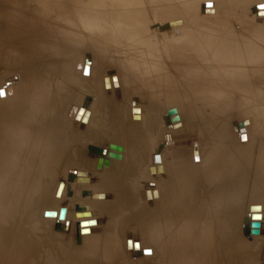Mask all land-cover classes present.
Here are the masks:
<instances>
[{
	"label": "bare ground",
	"instance_id": "bare-ground-1",
	"mask_svg": "<svg viewBox=\"0 0 264 264\" xmlns=\"http://www.w3.org/2000/svg\"><path fill=\"white\" fill-rule=\"evenodd\" d=\"M65 1H68V0H65ZM71 1L74 4H78L81 7V9H79V8L77 10L69 9L68 7L71 8V5L68 6V5H65L64 3H61L58 1H53V3H47V0H0V93H3V95H0V264H41L40 262H38L39 260H37V258H38L37 256H38V252L41 249H43V247H46L44 249H47V256H46L47 258H44L45 259L44 264H119L121 262L120 261L121 258L125 264H134V263H132L133 261L132 262L130 261L131 259H133V258H131L133 256V255H131L132 252L137 253V254L142 253V252H140V250H142L141 248L143 246H147L148 242H151V241H146V239H149V240H152L153 242H155L154 240L158 238L157 236H159V238L164 237L165 241H163L161 243L158 242V244L156 245V242L159 239L156 240L155 245L157 246V250H155V247H152V246H155V245H153V242H152V246H151L152 248L148 245V247H147L148 250H147V248L145 247L146 253L143 256H145L146 260H144V261L147 264H153V262L155 264H227L226 263V259L228 258L227 257V251L229 250V248L231 246L230 247L228 246L227 241H225V237H226V235L231 234V233H228L229 231L230 232L233 231L232 232L233 233L232 240H231L232 244H235V242H238V237H239V236L237 237L238 234H236V232L239 230V229H237V223H238L237 215L235 214V212H233V213L229 212L228 208L231 207L233 210H235L237 205L239 204L238 201H235L236 197L241 196L244 193L245 188H249V194H250L251 200H252V202L248 205L250 208V211L251 212H255V211L257 212L258 211V213H261L260 210H264V114L262 113V110H260L261 115H262L260 118H259V115L257 114L260 112H258V110H257V112L253 111L255 108L251 109L253 111V113H252L253 115L248 114L249 116H245L248 112L250 113V110H249L248 112H246L245 115H243L244 117L241 116L240 114H239L240 116H235V117H239V118H238V120L234 121V122H236L237 125L235 127H232V125H231L232 120H233V119H231L232 116H230V115L225 116V115H227V114H225V111H227V108L229 106H227V103H226L227 107L224 106L225 105L224 101L228 100V102H229L230 100H229V98L226 99L224 96H222L225 99L224 100L221 99L222 100V102H221L220 98H218L222 94L227 93V92L226 93L224 92V90L227 91V89L224 88L227 85L226 81H225L226 85L223 87L224 93H221V94H214L215 91H213L214 89H212V88L211 89L213 92L209 91L210 86L208 84H210V83H208V84L205 83V81H207L208 78L210 79L212 75L214 76V74H213L214 72H212V73L208 72V73H211L212 75L206 79L204 78L203 80H205V81L202 82L203 84L201 83V81L199 83V80L201 77H199L198 83H197V77L198 76L197 77L195 76L196 80H193V81L194 82L196 81V83H194L193 85L191 84L189 86V84L187 82H189L190 79L191 80L194 79L195 77L192 78L193 75L192 76L190 75L191 78L188 79V75H187L188 73L186 74V72H184L182 69L181 72L186 74V75L183 74L185 76V79H186V77L188 79V80H186L187 82L184 80L185 83H187L188 87H189V88L187 87L188 89L186 90L189 92L185 93V92H183V90L185 89L183 87L184 86L183 84H185V83H182L181 86L178 85V82L176 83V82L171 81V83H170L171 79L168 80L169 76L167 79L166 78L167 74H165V73H163L165 75H164V77L162 76V79L160 77V80L167 79L166 81H169V83H165L164 81H160V80L156 81V79H157L156 76H159V75H156V73H160L157 71V70H160V69H157V67L160 65H161V67H164V65L168 64V63H166L168 61H165L166 64H164V65L160 64V63H159L160 65L154 64L157 66V67L155 66V69H157V70L152 69L154 67H151V63H150V67H151V69H150L151 71H150L148 69L150 67L146 65L148 63L145 64V61H144V65L142 62V67H140V66L138 67L139 64H137V62L136 63L133 62V61H135V59H138L140 57V55L138 58H135V56H134L135 59L133 61H131L130 59H128V60L124 59L125 57H127L128 54L125 55V57L123 56V59H122L121 58L122 56L119 55L121 53H115V51L117 50L116 48L112 49V47H108L106 44H105L106 48L108 47L109 50L111 49L114 51L113 54H117L118 56H121L120 58H118V56H117L113 61L120 59V62L119 61L118 62H119L120 68L122 67V72L121 73L119 72V73L123 74V72H124L123 75H120L124 82H122L123 84H120L118 78L116 77L117 78V80H116L115 76L113 74L110 75L109 77H104L107 74H103L101 76V83H98V79L100 78V76H97L98 72L96 70H97V67H99V61L100 60L107 61V60H110L109 58H111L110 56L108 58H106V56H105L106 54H108V52H107L108 49L106 50V48H105V52H107V53L105 54V52H104L105 55L103 54L104 46H103V48L101 47L102 46V43H100V42H102L101 40L103 38L104 39L105 38L106 39H108V38L109 39L110 38L111 39H117V38H115L116 37L115 35H119V36L121 35L123 37V35L125 36L127 34V35H129L128 38L133 39V42H135L136 44H138V45L143 44L145 42V39L148 36L147 34L150 32L145 34V32L143 31L144 34L147 36H146V38L143 37L145 39H143V41H142V36H144V35L141 34L142 36L140 38V35L137 32L138 29L136 30V27H137V26H135L136 24L134 26L132 24L135 22L136 23L141 22V24H142V21L145 22L147 18L145 19L146 15L144 13H147V12H146V9H145L144 13H143V11H139V8L135 9V8H137V6L139 4L141 5V0H113V3L111 5L107 4L106 6H100V4L103 5V3H104V2H102V0H71ZM158 1H160V0H152V4L153 3L158 4ZM89 2H91L93 5L91 6L89 4L88 5L85 4V3H89ZM111 2H112V0H111ZM79 3H84L83 5H85V6H81L82 4L80 5ZM144 6H143V8H144ZM160 8H159V11H161L163 9V8H161V10H160ZM165 8H168V7H165ZM140 9L143 10L142 8H140ZM195 9H197V8H195ZM195 9H192V10H195ZM166 10H168V11H167V14L165 16H172V15H175V13L178 10V7L176 5H172L170 7V9L168 8ZM169 10H171V12H169ZM197 10H195V12L194 11H192V12L196 14ZM130 11H132V12H130ZM157 12H158V10L155 11V13H157ZM181 12L182 11H180V13ZM73 13L76 14L77 17L80 16L81 20L82 19H83V21L86 20V23H88V25L83 28L84 29L83 31L81 29H79L78 31L73 32L74 30L72 31L71 28H69L66 25L65 27L59 26V27L54 28V29H56V30H54L55 32H48L47 33V14L57 16V17L58 16L67 17L69 15L68 18H69V21H71V20H73V17L70 15ZM152 13H154V12H151V14ZM155 13H154V15H155ZM168 13L171 15H169ZM177 13L180 14L179 12H177ZM160 14H162L161 16H164L162 12H160ZM178 14H177V16H178ZM198 14H200V13H198ZM149 15L150 14L148 12V16ZM156 16H157V14H156ZM158 16L156 18H155V16L152 17V18H155L157 20L155 22L156 27L160 28L161 30L162 29L165 30L164 28H166V27L164 26L165 24H163V23H167L168 19H170V17L165 18L164 19L165 21L163 22V19H161L162 17H160L161 20H158L159 19ZM180 16L182 17V14ZM198 16L199 15H197V17ZM174 17L176 18V16H174ZM174 17H172L173 20H175ZM193 17L195 18L194 14H193ZM149 18H150V16H149ZM182 18L180 20H182ZM171 21H172V19H171ZM171 21L169 20V22H171ZM131 22H133V23H131ZM149 22L150 21H148V23ZM151 22H150V24H151ZM64 23H66V22H64ZM113 23H116L115 26L118 27V28H116V31L113 30L114 28L111 29L108 27L110 24L113 27V25H114ZM148 23L146 21V25H148ZM179 23H180V21H179ZM183 23H186V21ZM196 23H197V21H196ZM150 24H149V26H152ZM170 24L172 25V23H170ZM176 24H178V23L176 22ZM144 25L141 27H144ZM162 26H163V28H162ZM178 26H175V28ZM139 27H137V28H139ZM152 27L154 28V24ZM170 27L172 28V26H170ZM86 28H88V30L90 32H87ZM144 28H141V29L144 30ZM150 29H152V28L149 27V31H151ZM160 29H159V33L162 32ZM167 29L169 30V26L167 27ZM49 30H50V28H49ZM59 30H61V32L64 31L67 36L75 35L77 38L79 37L78 41H76V43L73 42V44L76 46H83L84 45L83 44L84 36L82 34H85V32H87L86 33L87 36L94 40L93 44L95 45V47H97L96 49L98 50V52L100 50V54H103V55H101L102 57L100 60H98V58L96 59V57H95L91 61L90 65L86 64L87 59L84 58L83 61H80L78 64L73 65V67L71 68V70L69 72V75H71L72 77L77 76L78 80L81 77V79H80V81H81V80H83V73L84 72H88V74H89V72H92V74H94V75L96 74L95 80H92L91 82H89L90 84L88 85L90 87V89L94 92L92 94L93 95L92 104L87 106V100L86 99H83L81 101V103H79V104L77 103L76 108L74 109V113L72 115V118L76 119V115L78 114L79 115L78 118H79L80 123L82 125L86 126L87 130L89 131V135L92 136L93 138H98L99 140L103 138V140H105L104 135H107V138L105 140V144H106V149L109 153V159H108L107 163H105L104 168H102V169L100 168V170H99V164H100L99 157H96L93 161L94 167L97 170H99L97 172L94 170L93 172L95 174L99 172L98 173L99 175L97 178H98L100 184L102 185L101 187H96L95 183L92 182L91 179H89L90 176L88 174L87 175H77L73 171H71L67 175V177L69 176V178L74 177L76 179L75 184H77L78 188L79 187L88 188V186H91V187H89L91 189H85L84 188L85 191H83V192H84V194H87V195L89 194L88 198H92L89 200H92L93 202H92V204L88 203L90 206H87L88 204H86V206H87V208H86L83 205V203H80L81 202L80 201L79 202L80 205L78 207L76 206L77 208L74 207L76 209V211H74L75 210L74 209L72 211L73 212L72 213L69 209H66L63 217L59 216V211L61 208H64V206L63 205L58 206L57 218H58V220L63 221L64 224L67 221H69L68 225L72 224V226L70 225L71 228L73 226H77L76 229L79 231V230H82L83 228L85 229V228L91 227V224H92L91 219H89L88 217L86 218L84 216L92 215L93 212L97 213V214L98 213L99 214H103V213L105 214V212H107L109 219H110L107 222L108 223L107 227H108V229L110 227L113 228V231H112V229H110L111 232L116 233L117 230L121 229L120 227H124V225H126V223L129 225H133V223H136L140 228L139 230H140L141 234L143 235L142 236L139 234L140 237H142L141 240L139 239L140 243H137L132 239H131L132 241L123 239V241H122L123 243H121V242H119V240L121 239V238L119 239V236L121 237V233L119 234L118 232L117 233L119 234V236L117 237L118 240L116 241L113 238V237H115L113 235L114 233L109 234L108 233L109 231L107 229L106 230L108 232L107 231L106 232L109 235H112L113 237L111 236L112 238H110V236H108V235H107V237H105L106 234H102V236L100 235V237L104 238V239H101V238L95 237V235L94 236L91 235V233L89 234V232H91V230L89 229L90 231L88 232V230H87V232H88L87 234L83 233L85 235V237L87 239H89L88 244H85V245L80 244L79 245L78 244L79 242H77V244L75 243V245L73 246V245H65L64 242H63V244L62 243L51 244V243L47 242V246H44V245H42V243H40V240H42V239H38V241H36L35 237L34 238L32 237L33 239H31V237H29L27 234L29 232L28 229L27 228L25 229L27 222L33 216L32 211H34L36 209H40V210L44 209L43 207H45V203L48 201L47 196L49 195L50 187L52 186V185H50L51 179L50 178L47 179L49 177V175H46L42 180L41 179L40 180H37V179L34 180L33 183L27 187L23 186L20 183L24 176L29 177V175H31L30 169H31V167H32V169L34 167V165L31 164V161H32L31 159H27V164L25 165V159H26L25 157H27L26 155L29 153V151L36 150L41 146V144L38 143L40 141L39 140L40 138H39V132H37L38 127L36 126L35 122L40 121L42 123H45V125H46L47 124V111H50L53 107V103L51 100V98H53L51 96L52 91L50 90L51 87L47 83L48 82L47 77H48V75L53 76L52 74L54 72L52 69L58 68V66L62 64V62H63L61 60L62 56L65 59V57H67L66 55L70 54L68 62L66 63L64 61L65 64L67 65V64L72 63L79 56V53H80V51H79L80 49L72 51L73 49L70 50L68 48L67 49L65 48V45H67L68 43L64 44L62 41H60V39L56 38V37H58V35L66 37V35L60 33ZM171 30L172 29H170L169 31H171ZM51 31H53V30H51ZM155 31H156V29H155ZM183 31H184V28H183ZM151 33H152V31H151ZM171 33L173 34V30ZM186 33H184V34H186ZM189 33H190V31H189ZM154 34H155V32H154ZM174 34H176L175 31H174ZM181 34H183V33H180V35H179L180 37L175 35L177 38H180V39H178L179 44H180V40L182 39ZM203 34L204 33L202 32V35ZM207 34H208V32H207ZM207 34H205L203 39H205V37L207 38ZM183 35H182V37H183ZM186 35H185V37H186ZM189 35H187V36H189ZM191 35L194 36L195 33H193ZM196 35L194 37H196ZM47 36H48V38L50 37L51 40L48 39L49 41H47ZM97 36H99V37H97ZM121 36H120V38H121ZM199 36H200V34H199ZM258 36H259V34H258ZM261 36L262 35H260L259 37L261 38ZM100 37L102 39H99L100 42H97L98 38H100ZM126 37H125V40H126ZM156 37H155V39H156ZM226 37L228 38V36H226ZM173 38H175V37L173 36ZM219 38H221V37L219 36ZM53 39H58L61 43H57ZM121 39L123 40L124 37ZM166 39H168V37ZM217 39H218V36H217ZM221 39H223V38H221ZM221 39H220V43H221ZM254 39L258 40L259 38L257 39L253 36L252 40L254 41ZM122 40H120L121 44H122ZM161 40L163 41L164 38L163 39L161 38ZM168 40H169V42L171 41L170 38ZM172 40H174V39H172ZM187 40H188V38L186 39V41ZM195 40H193V42ZM240 40H242V39H240ZM247 40L249 41V39H247ZM131 41L132 40H130V42ZM147 41H148V38H147ZM147 41H146V44H147ZM151 41H152V39H151ZM175 41H177V40H175ZM175 41H171V42H174V44H175L176 43ZM186 41L184 40V43ZM212 41H214V40H212ZM222 41H225V40H222ZM238 41H237V43H238ZM259 41H258V43L260 44ZM105 42L106 41L104 40L103 44ZM124 42H128V41H124ZM130 42L126 43L125 46H127V44H129ZM156 42L157 41H155V44H156ZM182 42H183V40H182ZM189 42H187L188 45H189ZM193 42H191L192 45H194ZM226 42H227V40H226ZM232 42H234V41H232ZM148 43H149V41H148ZM153 43H154V40H153ZM195 43H196V41H195ZM201 43H202V41H201ZM114 44H117V43L115 42ZM131 44H133V43H131ZM167 44L161 45V46L158 45V47L159 48L162 47L164 50L165 48L163 46L166 47ZM176 44H178V42ZM210 44L211 43L205 42V46H207V47L210 46ZM217 44H218V41H217ZM248 44H249V42H248ZM248 44H245V42H244L243 46L241 45V47L243 48L244 45L247 46ZM253 44H254V42H253ZM110 45H112V42L110 43ZM148 45H150V44H148ZM225 45H224V47H225ZM249 45L251 47V43ZM256 45L258 46V44H256ZM170 46H172V45H170ZM182 46L184 47L185 45L183 44ZM198 46L200 47V45H198ZM248 46L246 48H248ZM257 46H255V47H257ZM261 46L263 47V45H261ZM156 47H157V45H156ZM183 47H181V49ZM199 47L198 48L193 47V48L202 51V49H199ZM141 48H143V47L141 46ZM172 48H173V46H172ZM176 48L179 49L177 46H176ZM190 48H191V46H190ZM190 48H189V50H194V49H190ZM226 48H227V46H226ZM229 48H230V46H229ZM177 49H176V51H177ZM181 49H179L180 51L179 50L178 51L181 52ZM219 49H221V46ZM237 49H238V47L236 46V48L233 50V52H236ZM258 49H259V47H258ZM258 49H257V51H258ZM262 49L264 50V48H262ZM198 50H197V52H198ZM208 50H210L209 47H208ZM212 50H213V48L210 51H212ZM221 50H224V48ZM226 50L227 49H225V51ZM230 50H231V48H230ZM230 50H228V51H230ZM148 51L145 50L146 54ZM152 51H153V49L151 50V53H153ZM156 51L159 52L160 49L158 50V48H157ZM167 51L169 53H171V51H172L171 47H168L163 52H167ZM215 51H212V52H215ZM245 51L250 53V51H252V50H250V51L245 50ZM257 51H253V52L256 53ZM154 52H155V49H154ZM203 52H205V49L201 53H203ZM260 52H262V51H259L258 53H260ZM144 53H141V54L144 55ZM173 53L175 54V51ZM193 53H195V55H196L195 51ZM193 53L191 51V54L189 53V55H191V57H192ZM208 53H209V51H208ZM249 53L247 55H249ZM255 53L251 54L253 57L247 63H253V62H256L257 60H260L261 61V67H262L263 66L262 63L264 62V55L262 57H260V59H259L258 57L255 58V56H256ZM157 54H155V56ZM176 54H178V56L180 55L179 53H176ZM186 54L182 53L181 56H184ZM236 54L237 53H235L233 57H235ZM147 55H149V54H147ZM152 55L154 56V54H152ZM170 55H169V57H167V59L168 58L170 59ZM189 55H187V56H189ZM210 55H209V57H210ZM251 55H250V58H251ZM166 56H163V60H164V57H166ZM171 56H173V55H171ZM201 56L204 57V55L201 54L200 58H201ZM218 56H221L220 53ZM222 56H223V54H222ZM152 57L150 58V57L145 56V58H150V59H152ZM230 57H231V54H230ZM230 57L228 56L227 59H229ZM236 57H237V55H236ZM179 58L176 57L177 61H180L183 57L181 59H179ZM219 58H221V57H219ZM59 59L61 62L60 64H58L56 62ZM141 59H139V60H141ZM143 59H144V56H143ZM185 59H187V57ZM188 59L193 64V61H194V59H196V57L193 59V61H192V58H188ZM204 59H205V57H204ZM211 59H213V58H211ZM223 59H224V56H223ZM223 59L221 58L222 63H219L218 57H217L218 63L222 65ZM245 59H243V61H245ZM183 60L184 59H182L181 61H183ZM213 60H215V59H213ZM233 60H237V59H233ZM155 61H153V62H155ZM173 61L175 63V60H173ZM199 61H195V64H196L195 66H198L200 64ZM212 61H211V63H212ZM239 61H240V63H242L241 59L238 60L237 62L239 63ZM246 61H247V59H246ZM260 61H258L257 63H259ZM149 62H150V60H149ZM171 62H172V60H171ZM198 62H199V64H198ZM201 62L205 63L206 61L201 60ZM226 62H227V60L225 61V63ZM234 62L235 61H233V63ZM237 62L235 64V67L237 65ZM174 63H171V64H174ZM176 63H175V65H176ZM204 63H203V65L206 64V63L205 64ZM213 63L218 65L217 62H213ZM225 63L223 65L227 64V63L226 64ZM140 64H141V62H140ZM201 64H200V66L204 67ZM207 64H209V62ZM229 64H231V63L229 62ZM85 65H86V68H84ZM185 65H187V63H185ZM211 65L213 66V64H211ZM211 65H210V67H212ZM245 65H246V62H245ZM251 65L252 64H250V66ZM255 65H257V64H255ZM166 66L168 67V65H166ZM166 66H165V68H166ZM180 66H181V64H180ZM187 66L189 67L192 65H187ZM187 66H185V68H187ZM205 66L207 67V65H205ZM232 66H233V64H232ZM232 66H231V69H232ZM250 66H247V67H250ZM258 66H260V65L258 64ZM171 67H172V65H171ZM173 67H178V66H173ZM192 67H194V64ZM214 67H216V66H213V68ZM223 67H221V68H223ZM251 67L253 68L255 66L252 65ZM263 67H262V70H259V72L261 71L259 73L261 75H262V72H264ZM165 68H164V70L162 69L163 72L165 71ZM182 68H184V67H182ZM47 69H48V72H50V74H47ZM173 69L177 75L179 68H177V69L173 68ZM192 69H194V68H192ZM204 69H203V71H204ZM209 69H210L209 67H208V70L205 69L206 72L209 71ZM225 69H223V70H225ZM239 69L237 71H239ZM123 70H126V71H123ZM196 70L199 72V68L198 69L195 68L193 72L195 73ZM210 70H212V69H210ZM214 70H212V71H214ZM245 70H246V67H245ZM255 70L256 69L252 70V72L253 71L256 72ZM187 71H188V69H187ZM229 71H231V70H229ZM229 71H226L225 73H227V75H231V74H228ZM243 71H244V67H243L242 71H240V72L243 73ZM126 72H128V73H126ZM170 72H171V70H170ZM221 72L223 73V71H221ZM172 73L174 75L173 70H172L171 74ZM180 73H179V75H180ZM203 73L204 72H202L200 75L203 76L202 75ZM231 73H234V72H231ZM239 73L236 76V78L239 80L238 81L239 83H237V81H236V83L238 85L233 84L232 82L231 83L233 85H237V91H238V87H240V86L242 87V85L244 83H247L246 85L250 87V88L247 87L249 89V92L253 94L252 90H255V89H252L253 83L251 82L252 84L248 85L249 83L247 82V80L245 82V79H244V78L250 77V76H245L242 78V76ZM245 73L247 75V73H249V72H245ZM245 73H243L242 75L244 76ZM190 74H193V73L190 72ZM251 74H253V73L250 72V75ZM257 74H258V72H256V75ZM125 75H127L126 76L127 78L123 77ZM168 75H170V74H168ZM176 75H174L175 78H177ZM194 75H196V74H194ZM204 75L206 76L207 74L205 73ZM221 75H223V74H221ZM254 75H255V73H254ZM254 75H253V77H256ZM261 75H258V76H261ZM215 76H217V74H215ZM224 76H225V74H224ZM178 77H181V76H178ZM262 77L263 76H261V78ZM137 78L138 79L141 78V80L144 81L143 89H145V91L143 94L144 100L142 99L143 100L142 105L138 103L137 97H134L131 99L138 104L139 112H140V117L137 118V120H138L137 124H135V123L132 124L131 119H130L131 109L129 111L128 110L126 111L125 105H122L118 100L121 99V95H123V93L125 91H130L129 90L130 87H134L137 84L136 83L138 81ZM175 78H172V80H176ZM182 78L184 79V77H182ZM230 78H232V80H233V75ZM236 78H235V80H236ZM251 78H252V75H251ZM88 79H90V78H88ZM246 79H248V81L250 80L249 78H246ZM256 79L259 80L258 78H256ZM182 80H181V82H182ZM201 80H202V78H201ZM214 80H211V81H214ZM219 80H221V79H219ZM226 80L229 81V79H226ZM116 81H117L119 93H118V90L116 88V84H115ZM178 81H180V79ZM223 82H224V80H223ZM223 82H222V84H223ZM254 83H255V81H254ZM258 83H259V81H258ZM212 84H214V83L212 82ZM262 84L264 85V83H262ZM218 85H220V84L218 83ZM228 85H229V88L233 87V85L232 86H230V84H228ZM244 85H243V87L246 88V85L245 86ZM179 86H180V88H179ZM215 86H217V85L215 84ZM261 86H260V88H261ZM256 87H257V84H256ZM214 88H216L215 89V90H217L216 92L219 93V91H218L219 88L218 89H217V87H214ZM220 88H222V86ZM234 88H235V86H234ZM245 88H241V89H245ZM260 88H258V89L260 90ZM263 88H261V89H263ZM108 89L111 90V92H112L110 98L107 97L108 96ZM258 89L255 90L256 95L258 94ZM115 92H117V93H115ZM241 92L242 91H240L239 93L243 95V92L246 93L247 91L243 90V92L242 93ZM62 93L63 92L57 93V96H62ZM228 93H229V91H228ZM230 93H229V95H231L230 97H232V94L235 93V91L231 88ZM250 93L247 95L244 94V96L246 95L245 97H248L250 95ZM259 93H260V91H259ZM240 94H238V95H240ZM69 95H71V94H69ZM129 95H130V93H129ZM129 95H128L127 99L130 98ZM229 95H227V96H229ZM244 96L240 95L241 101L245 99ZM64 97H65V99H64ZM212 97L213 98L217 97L219 100L217 98H216V100H214L215 99L214 98V99H212V101H214L212 103V101H211ZM234 97H236L235 94H234ZM234 97H233V99H235ZM251 97L254 98L253 95ZM255 97H257V96H255ZM260 97H262V94H261V96L259 94V96H258L259 99L258 100L256 99L255 102L256 101L261 102ZM59 98L60 99L58 101H61V102H59L58 105L62 106V109H63L64 100H66L68 98V96L63 95L62 97H59ZM241 98H244V99H241ZM248 98H247V100L245 99L246 100L245 102L249 101ZM236 99H237V97H236ZM58 101H57V103H58ZM125 101H126V99H125ZM241 101H240V103H242ZM232 102H233V104L236 103V106H237V104H239V100H233ZM255 102L252 101L251 103L253 105H256L257 102L256 103ZM231 103H228V104L230 105ZM244 103H242V105H244ZM251 103H250L249 107L251 106ZM211 104H215V106H213V110L211 109V107H212ZM262 104H263V102H262ZM262 104L260 103V104H258L259 106L258 105L257 106L260 107V105L262 106ZM245 105H246V103H245ZM252 106L250 108L254 107V106L253 107ZM257 106H255V107H257ZM201 107H203V108H201ZM249 107L248 108L246 107V110H248ZM261 109H262V107H261ZM79 110H80L81 114L78 112ZM201 110H204V111H201ZM246 110H244V111H246ZM198 111H201L200 113H202V114L199 115L197 113ZM210 111H212L211 114H214L213 115L214 117L212 116L214 119H211L212 121H209L210 118H209V120L207 118V117H210V115H209ZM241 111H243V110L241 109ZM217 112L218 113L222 112V115L224 114L222 117H224V116L226 117V119L224 117L223 122L221 121L223 119H221V118H220L221 120H219V118L217 119V117H219V115H221V114H218L215 117V114ZM121 114L123 115L122 116L123 118L117 122L116 118H117V116L120 117ZM52 119L48 122V125L51 128L54 126H58V129H62L61 126L66 125L67 121H68L65 117L63 118L62 116H58V117L54 116ZM247 119L249 122L244 123V121ZM181 126H184V127L196 126L197 127L199 137H198L196 145H193L192 147H187V145H186L181 150L174 148V146H176V145H172V144L175 141H177V139L174 141V137L172 136L173 137V139H172V138H170L171 137L170 135H173V133H176V132H180V130H177V128H179ZM181 131H185V130H181ZM61 133H63V135L60 136L58 138V140L63 139L62 140V142H63L62 146L63 147H60L59 154H54V157L47 156L48 160H51V158H52L53 161H55L58 164H55V163L50 164L48 169H54L57 166H59L60 163L63 164V160L65 157V154L67 155V152L69 153V152L74 151V154H76V150L75 149L72 150L74 147L71 146L72 147L71 151L68 150L69 149L68 146L73 142L75 143L76 138L72 134L70 135L68 133L67 129L61 130ZM47 134H49V133H47ZM160 136L163 137V142L158 147L159 152L156 151L159 153V155L157 154L158 155L157 156V155H155V153L154 154L152 153V155H151V150L153 149L154 143ZM189 136H191V139H193L192 138L193 135H189ZM50 137H52V136L50 135ZM186 137H187V135H186ZM169 139L172 140V142L167 144V141ZM44 140H45V138L43 139V141ZM52 142L54 143V145H56V144L59 145V141H57L56 138L51 141V144H52ZM164 144H165L164 151L161 152V148ZM95 145L96 144H94V142H93V143H90V146L87 145L86 148H87V150H90L91 152H95V153L100 152V154H101L100 146H95ZM73 146H74V144H73ZM76 146H78V144ZM67 159H69V158L67 157L65 160H67ZM77 161H79V160H77ZM37 162H38L37 160L34 161V163H37ZM80 162L83 163V161H80ZM72 163H73V161H72ZM241 163H243V164H241ZM74 164H75V162H74ZM243 165H245L247 167V169L249 170V173L246 172L247 169L246 170H245V168L243 169V167H244ZM64 166H66V165H64ZM241 166H243V167L241 168ZM72 167L74 168V166H72ZM82 167H84V166H82ZM89 169L87 168V171ZM91 171L89 170L88 172H91ZM247 175H249V176L247 177ZM251 176H253L254 179H257V180H254L256 182L251 180L250 185L248 187L247 181H248L249 177H251ZM134 179L138 180L137 183H139V181H142V182L144 181L143 185L142 186L140 185L142 189L140 190V186L139 187L136 186L138 188L136 189L137 192L135 191L138 196H141V197L144 196L145 197V198L142 197V198H144V199H142L143 200L142 203H140V202L136 203L135 199H133V198H135L133 196H136V195H132L135 192H133V193L131 192L132 190L134 191V189H132V187L135 186V185H132V184H134L133 183ZM87 180H89V181H87ZM151 181H153V182H151ZM62 183H63V185H62ZM127 183L129 184V186H127L128 185ZM147 183L152 184V185L154 183L155 186L156 185L159 186V190L161 188L163 190V191H161L162 193H160L159 190H157L160 193V195L159 194H158L159 196L156 195L159 197V198L157 197L158 200H156V199L153 200L156 202L151 201V203H150V201L147 200L148 197H151L150 192H148V190H147L149 186L151 188V185H148ZM251 183H253V184H251ZM120 184H122V185H120ZM69 188H70V184H66V182H64V181H58L55 189L53 190V192H54L53 195H55V200L57 199V201H58L60 199V197L61 198L63 197V195L71 194V191H70L71 189H69ZM156 188H158V187H156ZM19 189H20V194H21V195L20 194L19 195L21 196V198L18 201L17 197H18V190ZM80 191H81V189H80ZM153 191H155V190L153 189ZM35 192H36V194H35ZM57 192H59L60 194L59 193L57 194ZM108 193H110V197L107 198L106 194L108 195ZM151 193L153 194L154 192L151 191ZM102 194H103V196H102ZM156 194H157V192H156ZM33 195L35 196V198L33 197ZM56 195L57 196L59 195V199H58V197L56 198ZM73 196L76 197L75 192H74V194H72V197ZM104 196H105V198L103 199L102 197H104ZM130 196H132V197H130ZM156 196L154 195L155 198H156ZM141 197H139V198L141 199ZM152 197H153V195H152ZM98 199H103V200H98ZM60 200L63 201L62 199H60ZM151 200H152V198H151ZM82 202H83V200H82ZM95 203H98V204H95ZM143 205H145V206L143 207ZM149 205H152V207H147ZM79 207H80V209H79ZM129 209L131 210L132 213H128ZM248 212H249V209H248ZM256 212L254 214H256ZM37 213H39V212H37ZM94 213H93V215H94ZM249 214H250V212H249ZM122 215L128 216V218L122 220L121 219ZM259 215H258V217H259ZM262 215H264V212L262 213ZM246 216L247 217H245V218H249L248 214ZM24 217H27L28 220L24 219ZM260 217H262V216H260ZM263 218H264V216H263ZM85 220L88 221V224L84 225V226H80L79 222L85 221ZM60 221H56L57 223H55V224H57V225L55 226V224H53V228L55 226L57 228V230L63 229L64 231H66L65 228H67V226H65L64 224L62 225L60 223ZM241 221H243V220H241ZM245 222L247 224H249V223L252 224V226L250 225V227L253 230V232H251L249 234L259 235L258 230L261 229L260 228L261 222L259 220L252 218V220H250L249 223L247 220ZM228 223H229V225H228ZM241 223L242 222H240V224ZM247 224L245 225V228L243 227L244 228V230H243L244 234H247L245 232V229L247 228ZM240 231L242 232V229ZM67 232H69V231H67ZM84 232H86V231H84ZM150 232L154 233L155 236L154 235L153 236L156 238H154L152 235H150L154 238V240L151 237H150L151 239L149 238V234H151ZM241 232H240V234H241ZM158 234H160V235H158ZM249 234H247V235L250 236ZM126 237H124V238H126ZM146 237H148V238H146ZM81 238L84 239L83 237H81ZM87 239H86V241H88ZM99 239L101 241H99ZM160 240H163V239H160ZM239 240H241V239L239 238ZM64 241H66V240L64 239ZM79 241L81 242V240H79ZM144 241L147 243H145ZM74 242H76V241H74ZM83 242H85V241H83ZM100 242L105 243V244H100ZM240 242H238V244ZM85 243H87V242H85ZM70 244H73V243H70ZM235 245H237V243ZM240 245H241V243H240ZM239 246L236 247V248H238V250H239ZM117 248H120V249H118V251L119 250L122 251L121 252V258H119L120 251L118 252L116 250ZM232 248H233V246H232ZM232 248H230L229 254L234 252V250L231 251ZM149 249H151V252H152V249H153V251L155 250L156 251L155 254H157V252H158L156 260L150 259L149 255L148 256L146 255L147 252H148V254L151 253V252L149 253V251H150ZM116 251L119 253V256H117L115 254ZM235 251H236V249H235ZM123 255L125 256L124 258H123ZM140 256L143 257L142 255H140ZM146 256L148 259L146 258ZM155 256H154V258H155ZM138 261H140V260H138ZM142 261H143V259H142ZM144 261H143V263H144ZM136 263H142V262H136ZM262 263H264V262H262Z\"/></svg>",
	"mask_w": 264,
	"mask_h": 264
},
{
	"label": "rangeland",
	"instance_id": "rangeland-1",
	"mask_svg": "<svg viewBox=\"0 0 264 264\" xmlns=\"http://www.w3.org/2000/svg\"><path fill=\"white\" fill-rule=\"evenodd\" d=\"M53 1H58V2H61V3H64L65 5H71V8L70 7H68L69 9H72V10H77L78 8L79 9H81V7L78 5V4H74V3H72V1L71 0H68V1H65V0H47V3H53ZM66 2V3H65ZM102 2H104L103 3V5H101L100 4V6H106L107 4L108 5H111L112 3H113V0H112V2H111V0H102ZM149 2V3H148ZM148 3V4H147ZM81 6H85V5H83L84 3H79ZM86 5H93L91 2H89V3H85ZM99 4V3H98ZM145 5V6H144ZM172 5H176L177 7H178V10H177V12H179L180 13V11H182L180 14H178L177 12L175 13V15H172V16H165L166 14H167V11L168 10H166V9H170V7L172 6ZM261 5H264V0H160V1H158V4H152V0L150 1V0H141V5L139 4L138 6H137V8H135V9H138L139 8V11H143V13H144V11H145V9H146V12L147 13H144L146 16H145V19H146V21H147V23H148V21H152L151 22V24H150V22L148 23V25H146V21L144 22V21H142V24H141V22H135V23H133V22H131V23H133L132 25L134 26L135 24V26H137V27H139V28H137L136 27V30H137V32H138V34L140 35V38H141V34H143L144 36H142V41H143V39H145L146 38V36H147V38H148V41H149V43H148V41H147V38L145 39V42L143 43V44H136L135 42H133V39H131V38H128L129 37V35H123V37H124V41H128V42H130V40H132L129 44H127V46H125L126 45V43H128V42H124L121 38H123L121 35V38H120V36L119 35H115L116 37L115 38H117V39H102L101 37L100 38H98V41L97 42H100V40L99 39H102L101 41L102 42H100V43H102V48H103V46H104V50H103V54H104V52H105V48H106V45L108 46V47H112V49L114 48H116L117 50L115 51V53H121V54H119V55H121V56H118L117 54H113L114 53V51L113 50H109L108 49V47L106 48V50H107V52H108V54H106L107 52H105V56H106V58H108L109 56L111 57V58H109L110 60H107V61H103V60H100L101 59V55H103V54H100V50H99V52H98V50L96 49L97 47H95V45L93 44V42H94V40L92 39V38H89L88 36H87V32H90L89 30H88V28H86L87 29V32H85V34H82L83 36H84V41H83V46H76V45H74L73 44V42H75L76 43V41H78V38L75 36V35H71V36H67L66 35V33L64 32V31H62L61 32V30H59L60 31V33H62V34H64V35H66V37L65 36H60V35H58V37H56V38H58V39H60V41H62L64 44H67V45H65V48L67 49H70V50H72V51H75V50H77V49H80L79 51H80V53H79V56L72 62V63H70V64H65V62L67 63L68 62V60H69V57H70V54L69 55H66L67 57H65V59L63 58V56H62V58H61V60L64 62H62V64L61 65H59L58 66V68H55V69H52L53 70V76H50V75H48V84H49V86L51 87V91H52V97L53 98H51V100H52V103H53V107H52V109L50 110V111H47V124L45 125V123H42V122H35V124H36V126L38 127V131L37 132H39V142L38 143H40L41 144V146L38 148V149H36V150H31V151H29V153L26 155L27 157H25L26 159H25V165L27 164V159H31L32 161H31V164L32 165H34V167H33V169H32V167H31V169H30V171H31V175H29V177L28 176H24L23 178H22V180H21V184L23 185V186H25V187H27V186H29V185H31L32 183H33V181L34 180H42L46 175H49V177L47 178V179H51V181H50V185H52L51 187H50V192H49V197L47 196V198H48V201L45 203V207H43L44 209H36V210H34V211H32L33 212V216H32V218L27 222V224H26V227H25V229L27 228L28 229V236L29 237H31V239H33L34 237L36 238V241H38V239H42V240H40V243H42V245H44V246H47V242L48 243H51V244H55V243H62L63 244V242H64V244L65 245H75V243L77 244V242H79L78 244L80 245V244H88V242H89V239H87L86 237H85V233L87 234L90 230H91V232H89V234L91 233V235H95V237H98V238H101L100 237V235L102 236V234H106L105 235V237H107V235L108 236H110V238H112L113 236L112 235H109V234H113L114 232H111V230L110 229H112V231H113V228L112 227H110L109 229H108V227H107V222H108V220H110L109 219V216H108V213L107 212H105V214L103 213V214H97V213H94V215H93V213H92V215H88V216H84V217H88L89 219H91V227H89V228H86V230H88V232L86 231V232H82V230H77L76 228H77V226H73L72 228H71V226H72V224H70V225H68L69 223V221H67V224H64L63 223V221H60V220H58V218H57V215H58V206H61V205H63L64 206V208H65V210L66 209H69L71 212L75 209V208H77L79 205H80V203H83V205L87 208V206H90L88 203H90V204H92V200H89V199H92V198H88L89 196V194L87 195V194H84V192L83 191H85L84 190V188L85 189H91V188H89V187H91V186H88V188H86V187H79L78 188V186H77V184H75L76 183V179L74 178V177H72V178H69V176L67 177V175L71 172V171H73L75 174H77V175H89L90 177H89V179H91L92 180V182H94L95 183V185H96V187H101L102 185L100 184V182H99V180H98V173H94L93 171L95 170L96 172L97 171H99L100 170V168L102 169V168H104V165H105V163H107V161H108V159H109V153H108V151H107V149H106V144H105V140H106V138H107V135H104V137H105V140H103V138L102 139H98V138H93L92 136H90L89 135V131L87 130V128H86V126L85 125H82L81 123H80V121H79V118L77 119H74V118H72V115H73V113H74V109L76 108V105H77V103L79 104V103H81V101L83 100V99H86L87 100V106H89V105H91L92 104V99H93V91L90 89V87L88 86L90 83L89 82H91L92 80H95V78H96V74L94 75V74H92V72H89V74H88V72H84L83 73V80H81L80 81V79H81V77H80V79L78 80V78H77V76H71V75H69V72H70V70H71V68L73 67V65H75V64H78L80 61H83V59L84 58H86L87 59V61H86V64H91V61L96 57V59L98 58V60H100L99 61V67H97V72H98V75L97 76H100V78L98 79V83H101V76L103 75V74H107V75H105L104 77H109L110 75H114L115 76V79L117 80V78H118V80H119V82H120V84H123L122 82H124L123 81V79L121 78V76L120 75H123L124 74V72H123V74H120L121 72H122V67L120 68V66H119V62H120V59L119 60H115V61H113L117 56H118V58H122L123 59V56L125 57V55H127V57H125L124 59H130L131 61H133L135 58H138L139 57V55H140V57L143 59V56H144V59L142 60L140 57L138 58V59H135V61H133L134 63H136L137 62V64H139L138 65V67L140 66V67H142V62H143V65H144V61H145V64L146 63H148V64H146L147 66H149L150 67V63H151V67H154V68H152V69H155V66L157 65V64H166V63H168V64H166V65H168V67L166 66V65H164V67H161V65L160 66H156L157 67V69H160V70H157V69H155V70H157L158 72H160V73H156V75H159V76H156L157 77V79H156V81H159L160 80V77H161V79H162V76L164 77V75L165 74H167L166 75V78L168 79V76H169V79L168 80H170V83H171V81L172 82H178V85H182V83H185V81L186 80H188V79H190L191 77H190V75L192 76L193 75V77L192 78H194L195 76L197 77V83H198V79H199V77H201L202 78V80L205 78H208V77H210L212 74V72H214L213 74H214V76H215V74H217V76H211V78L208 80L207 79V81H205V80H201V78H200V80H199V83H200V81H201V83L202 82H204L205 81V83H210V84H208L210 87V90L209 91H212V89H214L213 91H215L214 92V94H221V93H226V94H222L220 97H218V98H220V101L222 102V100H224L225 98L227 99V98H229V102H228V100H225L223 103L225 104L224 106H226V103H227V106H229L228 108H227V111H225V114H227V115H225V116H228V115H230V116H232L231 117V119H233L232 120V127H235L237 124H236V122H234V121H236V120H238V118L239 117H235V116H243V115H245L246 114V112H248L249 110H250V113L248 112L245 116H249V115H253L252 113H253V111H255V112H257V110H258V112H260V110H262V113L264 114V85L262 84V83H264V72H262V75L261 74H259L260 72H259V70H262V67L264 66V62L262 63V67H261V61L260 60H257L256 62H253V63H247L250 59H252V55L251 54H253V53H255V52H253V51H257V49H258V47H259V49H258V51L255 53V58H259L260 59V57H262L264 54V50L262 49V48H264V7H260ZM76 6V7H75ZM78 6V7H77ZM99 6V7H100ZM143 6H144V8H143ZM163 8L162 10H161V8ZM89 7V6H88ZM165 7H168V8H165ZM140 8H142L143 10H141ZM158 8V9H157ZM159 8H160V10L161 11H159ZM195 8H197V9H195ZM192 9H195V10H197L196 11V14L197 15H199L198 17H197V15L195 14V13H193L192 11H194L195 12V10H192ZM157 11L158 10V12L157 13H155V11ZM165 13H164V12ZM130 12H132V11H130ZM148 12H149V16H150V18L152 19H150L149 18V16H148ZM151 12H154L155 13V15H154V13H152L151 14ZM160 12H162L163 13V15L164 16H161L162 14H160ZM169 12H171V10H169ZM202 12V13H201ZM198 13H200V14H198ZM156 14H157V16L159 17V19L158 20H161V19H163V22L165 21L164 19L165 18H169L170 17V19H168V22L167 23H163V24H165L164 26L166 27V28H164L165 30H161L160 28H158V27H156ZM169 14V13H168ZM177 14H178V16H177ZM182 14V17L180 16ZM193 14H194V16H195V18L193 17ZM169 15H171V14H169ZM70 16H72L73 17V20H71V21H69V15L67 16V17H65V16H53V15H48L47 14V33L48 32H55L54 30H56V29H54V28H56V27H59V26H61V27H65L66 25L69 27V28H71V30L73 31V32H76V31H78L79 29H81L82 31L84 30L83 28L85 27V26H87L88 25V23H86V20H84L83 21V19L81 20V18H80V16H76V14H71ZM155 16V18H152V17H154ZM174 16H176V18L174 17ZM160 17H162L161 19H160ZM164 17V18H163ZM172 17H174L175 18V20H173V18ZM178 17V18H177ZM71 18V17H70ZM182 18V20H180ZM193 20H192V19ZM197 18V19H196ZM199 18V19H198ZM133 19V18H132ZM144 19V20H145ZM149 19V20H148ZM154 19V20H153ZM171 19H172V21H171ZM169 20L171 21V22H169ZM178 20V21H177ZM188 20V21H187ZM179 21H180V23H179ZM182 21V22H181ZM186 21V23H183V22H185ZM196 21H197V23H196ZM64 22H66V23H64ZM176 22L178 23V24H176ZM130 23V22H129ZM169 23V24H168ZM170 23H172V25L170 24ZM114 25H113V27L111 26V24L108 26L109 28H111V29H113V30H115L116 31V28H118V27H116L115 26V24L116 23H113ZM145 24V25H144ZM149 24L150 25H152L153 26V24H154V28L152 27V26H149ZM169 26V30L170 29H172L173 30V34L171 33L172 32V30L171 31H169L168 29H167V25ZM181 24V25H180ZM183 24V25H182ZM78 27H77V26ZM144 25V27H141V26H143ZM174 25V26H173ZM179 25V26H178ZM51 26V27H50ZM118 26V25H117ZM170 26H172V28L170 27ZM175 26H178V27H176L175 28ZM183 26V27H182ZM75 27V28H74ZM149 27L150 28H152V29H150L151 31H152V33H151V31H149ZM156 27V28H155ZM182 27V28H181ZM49 28H50V30H49ZM141 28H144V30L143 29H141ZM147 28V29H146ZM162 28H163V26H162ZM175 28V29H174ZM178 28V29H177ZM183 28H184V31H183ZM85 29V30H86ZM155 29H156V31H155ZM159 29L162 31V32H160L159 33ZM180 29V30H179ZM51 30H53V31H51ZM58 30V29H57ZM118 30V29H117ZM142 30V31H141ZM145 32V34H147L148 32H150V33H148L147 35H145L144 34V32ZM155 32V34H154V32ZM168 31V32H167ZM174 31H175V33L176 34H174ZM180 31V32H179ZM182 31V32H181ZM189 31H190V33H189ZM142 32V33H141ZM166 34H165V33ZM170 32V33H169ZM179 32V33H178ZM188 34H187V33ZM195 33V35H196V37H194L193 35H191V34H193V33ZM200 32V33H199ZM202 32L204 33L203 35H202ZM206 32V33H205ZM207 32H208V34H207ZM84 33V32H83ZM178 33V34H177ZM180 33H186L187 35H189V36H187L186 34H181V40H180V44H179V41H178V39H180V38H177L176 36H178V37H180L179 35H180ZM150 34V35H149ZM157 34V35H156ZM159 34V35H158ZM168 34V35H167ZM170 34V35H169ZM199 34H200V36H199ZM205 34H207V38L205 37V39H203L204 38V36H205ZM258 34H259V36L260 35H262L261 36V38L258 36ZM86 35V36H85ZM155 35V36H154ZM172 35V36H171ZM176 35V36H175ZM182 35H183V37H182ZM185 35H186V37H185ZM212 35V36H211ZM258 37H257V36ZM90 36V35H89ZM127 36V37H126ZM150 36V37H149ZM157 36V37H156ZM173 36L175 37V38H173ZM210 36V37H209ZM214 36V37H213ZM217 36H218V39H217ZM219 36L221 37V38H223V39H221V38H219ZM224 36V37H223ZM226 36H228V38L226 37ZM230 36V37H229ZM253 36L255 37V38H259L258 40H256V39H254V41L252 40V38H253ZM97 37H99V36H97ZM119 37V38H118ZM125 37H126V40H125ZM143 37H145V38H143ZM155 37H156V39H155ZM168 37V39L170 38L171 39V41H175V40H177V41H175L176 43L178 42V44H174V42H169V40L168 39H166V38ZM191 37V38H190ZM198 37V38H197ZM202 37V38H201ZM235 37V38H234ZM245 37V38H244ZM248 37V38H247ZM251 39H250V38ZM161 38L163 39L164 38V42L161 40ZM177 38V39H176ZM184 38V39H183ZM188 38V40L186 41V39ZM194 38V39H193ZM216 38V39H215ZM225 38V39H224ZM48 39H50V37L48 38V36H47V41H49ZM58 39H53L54 41H56L57 43H61ZM122 40V44L120 43V40ZM128 39V40H127ZM150 39V40H149ZM151 39H152V41H151ZM172 39H174V40H172ZM190 39V40H189ZM196 39V40H195ZM201 39V40H200ZM203 39V40H202ZM220 39H221V43H220ZM237 39V40H236ZM240 39H242V40H240ZM247 39H249V41L247 40ZM261 39V40H260ZM51 40V39H50ZM106 41L104 44H103V41ZM108 40V41H107ZM110 40V41H109ZM116 40V41H115ZM153 40H154V43H153ZM182 40H183V42H182ZM184 40L186 41L185 43H184ZM193 40H195L196 41V43H195V41L193 42ZM210 42H209V41ZM212 40H214V41H212ZM222 40H225V41H222ZM226 40H227V42H226ZM236 40V41H235ZM239 40V41H238ZM260 40V41H259ZM67 41V42H66ZM70 43H69V42ZM135 41V40H134ZM146 41H147V44H146ZM155 41H157L156 42V44H155ZM168 41V42H167ZM190 41V42H189ZM201 41H202V43H201ZM217 41H218V44H217ZM229 41V42H228ZM232 41H234V42H232ZM237 41H238V43H237ZM243 41V42H242ZM254 42V44H253V42ZM257 41V42H256ZM258 41L260 42V44L258 43ZM263 41V42H262ZM112 42V45H110V43ZM117 43V44H114V43ZM163 42V43H162ZM168 44H167V43ZM182 42V43H181ZM187 42H189V45L187 44ZM191 42H193L194 43V45H192L191 44ZM205 42H208V43H211L210 44V46H208L209 47V49L211 50L212 48H213V50L212 51H215V52H212V51H210V50H208V47L207 46H205ZM216 44H215V43ZM231 42V43H230ZM244 42H245V44H248V42H249V44L251 43V47H250V45L248 46V48H246L247 46H245L244 45V47L242 48L241 47V45L243 46V44H244ZM256 42V43H255ZM131 43H133V44H131ZM162 43V44H161ZM167 44L166 45V47L168 48V47H171V49H172V51L174 52L175 51V54L171 51V53H169L168 51L167 52H163V51H165L167 48L165 47V46H163L165 49L163 50V48L162 47H158V45L159 46H161V45H165V44ZM172 43V44H171ZM228 43V44H227ZM242 43V44H241ZM106 44V45H105ZM119 44V45H118ZM148 44H152L151 46L150 45H148ZM155 44V45H154ZM185 45L184 47L182 46V45ZM220 44V45H219ZM226 44V45H225ZM233 44V45H232ZM240 46H239V45ZM256 44H258V46L256 45ZM101 45V44H100ZM114 45V46H113ZM143 47V48H141V46ZM156 45H157V47H156ZM169 45V46H168ZM170 45H172L173 46V48H172V46H170ZM175 45V46H174ZM198 45H200V47L198 46ZM203 45V46H202ZM207 45V44H206ZM214 45V46H213ZM223 45V46H222ZM224 45H225V47H224ZM257 46V47H255V46ZM261 45H263V47L261 46ZM99 46V45H98ZM151 48H150V47ZM176 46L179 48V49H181V47H183L182 49H181V52L183 53V54H186V55H184V56H181L182 55V53L181 52H179L180 50L179 49H177L176 48ZM190 46H191V48H190ZM199 47V49H202V51H204V49H205V52H203V53H201L202 51L201 50H198V49H194V48H198ZM202 46V47H201ZM220 46H221V49H223L224 48V50H221V49H219L220 48ZM226 46H227V48H226ZM229 46H230V48H231V50H230V48H229ZM236 46L238 47V49L236 50V52H233V50L236 48ZM253 46V47H252ZM145 47V48H144ZM153 47V48H152ZM156 47V48H155ZM194 47V48H193ZM216 47V48H215ZM255 47V48H254ZM101 48V49H102ZM153 49V53H151V50ZM157 48H158V50L160 49V51L158 52V51H156L157 50ZM162 48V49H161ZM189 48L190 49H194V50H189ZM204 48V49H203ZM242 48V49H241ZM254 48V49H253ZM257 48V49H256ZM262 50H261V49ZM154 49H155V52H154ZM174 49V50H173ZM176 49H177V51H176ZM185 49V50H184ZM219 49V50H218ZM225 49H227L226 51H225ZM240 49V50H239ZM140 50V51H139ZM145 50H149L148 52H147V54H149V55H147L146 54V52H145ZM197 50H198V52H197ZM228 50H230V51H228ZM245 50H247V51H250V50H252V51H250V53L249 52H246ZM65 51V50H64ZM102 51V50H101ZM122 51V52H121ZM138 51V52H137ZM186 51V52H185ZM188 51V52H187ZM191 51H192V53L195 51L196 52V55H195V53H193L192 54V57H191V55H189V53L191 54ZM200 51V52H199ZM208 51H209V53H208ZM222 51V52H221ZM228 54H226L225 52ZM241 51V52H240ZM259 51H262V52H260V53H258ZM77 52V51H76ZM145 52V53H144ZM232 52V53H231ZM239 52V53H238ZM102 53V52H101ZM141 53H144V55L143 54H141ZM158 53V54H157ZM160 53V54H159ZM167 55H165V54ZM168 53V54H167ZM173 53V54H172ZM176 53H179L180 55L178 56V54H176ZM219 53H220V55L221 56H218L219 55ZM223 54V56H224V59H223V56H222V54ZM235 53H237L236 55H237V57H236V55H235V57H233L234 56V54ZM242 55H241V54ZM249 53V55H247ZM151 54V55H150ZM152 54H154V56H155V54H157L155 57L152 55ZM164 54V55H163ZM173 55V56H171V55ZM199 54V55H198ZM204 55V57H205V59H204V57H202L201 56V58H200V55ZM206 54V55H205ZM212 56H211V55ZM230 54H231V57H230ZM245 54V55H244ZM258 54V55H257ZM261 54V55H260ZM138 55V56H137ZM162 55V56H161ZM169 55H170V59L172 60V62H171V60L168 58L167 59V57H169ZM187 55H189V56H187ZM199 57H198V56ZM209 55H210V57L211 58H213V59H215V60H213V59H211L210 57H209ZM216 55V56H215ZM226 55V56H225ZM250 55H251V58H250ZM134 56H135V58H134ZM145 56H147V57H152V59H150V58H145ZM163 56H166V57H164V60H163ZM177 58H179V59H181L182 57V59H184L183 61H177V59H176V57ZM214 56V57H213ZM230 57L229 59H227V57ZM241 56V57H240ZM175 57V58H174ZM187 57V59H185ZM196 57V59H194ZM208 59H207V58ZM217 57H218V61H219V63H222L221 62V58L223 59V64L225 63V61L227 60V64L226 65H221V64H219L218 63V61H217ZM219 57H221V58H219ZM226 57V58H225ZM248 57V58H247ZM173 58V59H172ZM188 58H192V61H193V59H194V61H193V64H194V67H192L193 66V64H192V62L188 59ZM211 60H210V59ZM247 59V61H246V59ZM64 59V60H63ZM139 59H141V60H139ZM150 60V62H149V60ZM157 61H155V60ZM178 59V60H179ZM198 59V60H197ZM220 59V60H219ZM233 59H237V60H233ZM241 59V62L242 63H240V61H239V63L237 62L238 60H240ZM243 59H245V61H243ZM67 60V61H66ZM139 60V61H138ZM162 60V61H161ZM173 60H175V63L177 62H179L178 64L176 63V65H175V63H174V61ZM186 60V61H185ZM188 60V61H187ZM200 60V61H199ZM201 60L202 61H206L204 64L205 65H207V67L205 66V65H203V63L201 62ZM208 60V61H207ZM213 60V61H212ZM235 61L234 63H233V61ZM119 61V62H118ZM153 61H155V62H153ZM165 61H168V62H166L165 63ZM185 61V62H184ZM195 61H199L200 62V64L201 65H203L204 67H201L200 66V64H199V62H198V66H195L196 64H195ZM211 61H212V63H211ZM258 61H260L259 63H257ZM58 64H60L61 62H60V59L58 60V61H56ZM140 62H141V64H140ZM164 62V63H163ZM182 62V63H181ZM191 62V63H190ZM209 62V64L211 63V64H213V66H216V67H214L213 68V66L212 67H210V65L209 64H207ZM213 62H217V64L218 65H216L215 63H213ZM229 62L231 63V64H229ZM236 62H237V65H236V67H235V64H236ZM245 62H246V65H245ZM153 63V64H152ZM171 63H174V64H171ZM185 63H187V65H192V66H187V65H185ZM190 63V64H189ZM197 63V62H196ZM154 64H156V65H154ZM180 64H181V66H180ZM183 64V65H182ZM229 64V65H228ZM232 64H233V66H232ZM250 64H252L253 66H255V67H251L250 66ZM255 64H257V65H255ZM258 64L260 65V66H258ZM170 65V66H169ZM171 65H172V67H171ZM187 66V68H185V66ZM209 65V66H208ZM240 65V66H239ZM165 66H166V68H165ZM173 66H178V67H173ZM224 66V67H223ZM227 68H226V67ZM231 66H232V69H231ZM247 66H250V67H247ZM151 67L150 68H148L149 70L151 69ZM182 67H184V68H182ZM206 67V68H205ZM208 67L210 68V69H212V70H214V71H212V70H210L209 69V71H207L206 72V70H208ZM221 67H223V68H221ZM234 67V68H233ZM243 67H244V71H243V73H245V72H249V73H247V75H246V73L244 74V76L242 75L243 73L242 72H240V71H242V69H243ZM245 67H246V70H245ZM260 67V68H259ZM84 68H86V65H85V67ZM164 68H165V71L163 72V70H164ZM171 68V69H170ZM173 68H179L178 70L181 72L182 71V69H183V71L184 72H186V74L188 75V79H187V77H186V79H185V76L183 75V74H185V73H180L179 71L177 72V75H176V73H175V71H174V69ZM181 68V69H180ZM191 68V69H190ZM192 68H196V69H198L199 68V72L196 70V72L194 73L193 71H194V69H192ZM204 69V71H203V69ZM226 68V69H225ZM229 68V69H228ZM237 68V69H236ZM241 70H240V69ZM163 69V70H162ZM171 70V72H172V70H173V72H174V75H176V77L177 78H175V76L173 75V73L171 74V72H170V70ZM175 69V70H176ZM186 69V70H185ZM187 69H188V71H187ZM190 69V70H189ZM201 69V70H200ZM223 69H225V70H223ZM239 69V71H237ZM254 70V69H256L255 71L256 72H258V74L256 75V72H252V70ZM169 70V71H168ZM192 70V71H191ZM220 70V71H219ZM229 70H231V71H229ZM123 71H126V70H123ZM147 71V70H146ZM151 71V70H150ZM153 71V70H152ZM162 71V72H161ZM221 71H223V73L221 72ZM226 71H229V73L228 74H231V75H227V73H225ZM236 71V72H235ZM263 71H264V67H263ZM120 72V73H119ZM169 72V73H168ZM190 72H192L193 74H190ZM202 72H204L202 75L203 76H201L200 74ZM208 72H211V73H208ZM231 72H234V73H231ZM240 72V73H239ZM250 72L251 73H253V74H251L252 75V78H251V75H250ZM126 73H128V72H126ZM163 73H165V74H163ZM179 73H180V75H179ZM199 73V74H198ZM207 74L206 76L204 75V74ZM237 73V74H236ZM238 73L242 76V78L243 77H245V76H250V77H246V78H249L250 80V82L248 81V79H246V78H244L245 79V82H246V80H247V82L249 83L248 85H251L252 83H253V87H252V89H255V90H257L258 88H260V86H261V88H263V89H261L260 88V90L258 89V94L256 95V92H255V90H252L253 91V94L252 93H250L249 92V89L247 88V87H249V86H247L246 84L247 83H244L245 85H246V88L245 87H243V85H242V87L240 86V87H238V91H237V83H239L238 81V79L236 78V76L238 75ZM254 73H255V75H254ZM47 74H50V72H48V69H47ZM88 74V75H87ZM168 74H170V75H168ZM185 74V75H186ZM194 74H196V75H194ZM198 74V75H197ZM221 74H223V75H221ZM224 74H225V76H224ZM235 74V75H234ZM161 75V76H160ZM220 75V76H219ZM232 75H233V80H232V78H230V77H232ZM253 75L254 76H256V77H253ZM258 75H261V76H263L262 78H261V76H258ZM127 75H125V76H123V77H126ZM178 76H181V77H178ZM205 76V77H204ZM219 76V77H218ZM258 76V77H257ZM117 77V78H116ZM159 77V78H158ZM171 77V78H170ZM182 77H184V79L182 78ZM196 77L194 78V79H190V81L189 82H187L188 84H189V86L192 84H194V83H196V81L194 82L193 80H196ZM225 77V78H224ZM229 77V78H228ZM236 78V80H235V78ZM88 78H90V79H88ZM127 78V77H126ZM172 78H175L176 80H172ZM180 79V81H178L179 79ZM215 80H214V79ZM256 78H258L259 80H257ZM261 78V79H260ZM167 79H165V80H160V81H164L165 83H169V81H166ZM183 79V80H182ZM219 79H221V80H219ZM226 79H229V81L228 80H226ZM257 81H256V80ZM137 84L134 86V87H130V91H125L124 93H123V95H121V99L120 100H118L122 105H125V109H126V111L128 110H130L131 109V116H130V119H131V122H132V124H137V118H139L140 117V112H139V106H138V104L136 103V102H134L133 100H131L132 98H134V97H137L138 98V103L139 104H141L142 105V101L144 100L143 98V94H144V91H145V89H143V84H144V81L143 80H141V78H137ZM141 80V81H140ZM181 80H182V82H181ZM185 80V81H184ZM211 80H214V81H211ZM217 80V81H216ZM223 80H224V82H223ZM232 80V81H231ZM193 83H192V82ZM210 81V82H209ZM225 81H226V84H225ZM228 81V82H227ZM236 81H237V83H236ZM254 81H255V83L257 84V87H256V84L254 83ZM258 81H259V83H258ZM212 82L214 83V84H212ZM220 84V85H218V83ZM222 82H223V84H222ZM233 84H237V85H233ZM252 82V83H251ZM262 82V83H261ZM180 83V84H179ZM187 83H185V84H183L184 86V90H183V92H185V93H188L189 91H186L189 87H188V84ZM116 88H117V90H118V85H117V81H116ZM175 84V83H174ZM203 84V83H202ZM215 84L217 85V86H215ZM228 84H230V86H232L233 85V87H230L229 88V85ZM232 84V85H231ZM255 84V85H254ZM259 84V85H258ZM176 85V84H175ZM186 85V86H185ZM214 85V86H213ZM226 85V86H225ZM244 85V86H245ZM177 86V85H176ZM180 86H179V88H180ZM222 86V88H220V87ZM225 86V87H224ZM234 86H235V88H234ZM255 86V87H254ZM188 87V88H187ZM208 87V86H207ZM214 87H217V89H218V91H219V93H217L216 91L217 90H215L216 88H214ZM223 87L225 88V89H227V91L226 90H224V92H223ZM212 88V89H211ZM229 88V89H228ZM233 89L234 91H235V93H233L232 94V97H230L231 95H229V93H230V89ZM241 88H245V89H241ZM250 88V87H249ZM221 89V90H220ZM243 90L245 91H247L246 93L247 94H249L250 93V95L248 96V97H245L247 94L246 93H244L243 92ZM250 90V91H251ZM212 91V92H213ZM228 91H229V93H228ZM237 91V92H236ZM240 91H242L243 92V95L242 94H240L239 92ZM259 91H260V93H259ZM262 91V92H261ZM55 92V93H54ZM60 92H63L62 93V96L64 95V96H68V98L66 99V100H64V103H63V109H62V106H60V105H58L59 104V102H61V101H58L60 98L59 97H62V96H57V93H60ZM241 92V93H242ZM115 93H117V92H115ZM118 93H119V90H118ZM129 93H130V95H129ZM211 93V92H210ZM232 93V92H231ZM230 93V94H231ZM240 94L241 96H244V94H246L244 97H245V99L247 100V98H248V100L249 101H247V102H245L246 100L244 99V98H241V99H244V100H240V95H238V94ZM69 94H71V95H69ZM111 94H112V92H111V90H109L108 89V96L107 97H111ZM213 94V93H212ZM234 94H235V96L237 97V99H236V97H234ZM259 94H260V96H261V94H262V97H260L261 98V102H259V101H256L255 102V100L257 99H259L258 98V96H259ZM128 95H129V99H127L128 98ZM226 95V96H225ZM227 95H229V96H227ZM253 95V97L254 98H252L251 96ZM222 96H224V97H222ZM255 96H257V97H255ZM233 97L235 98V99H233ZM215 98V97H214ZM213 97L211 98V101H212V99H214ZM217 98V97H216ZM216 98L214 99V100H216ZM217 98V99H218ZM231 98V99H230ZM64 99H65V97H64ZM125 99H126V101H125ZM143 99V100H142ZM222 99V100H221ZM219 100V99H218ZM233 100H239V104H237V106H236V103H234L233 104V102L232 101ZM57 101H58V103H57ZM117 101V100H116ZM240 101L242 102V103H246V105H245V103H244V105H242V103H240ZM252 101H254L255 103H256V105H253L251 102ZM214 101H212V103H213ZM232 102V103H231ZM251 103V106L253 107V108H250L249 107V105H250V103ZM259 102V103H258ZM262 102H263V104H262ZM228 103H231L230 105L228 104ZM238 103V102H237ZM254 103V104H255ZM262 104V106L260 105V107H258L259 105L258 104ZM212 105V107H211V109L213 110V106H215V104H211ZM234 105V106H233ZM258 105V106H257ZM226 106V107H227ZM245 106V107H244ZM255 106H257V107H255ZM232 107V108H231ZM244 107V108H243ZM246 107L248 108L249 107V109L248 110H246ZM261 107H262V109H261ZM201 108H203V107H201ZM256 110H255V109ZM241 109L243 110V111H241ZM251 109H254L253 111L251 110ZM244 110H246V111H244ZM164 111V110H163ZM162 111V112H163ZM201 111H204V110H201ZM201 111H198L197 113L199 114V115H201L202 113H200ZM80 114H81V112H80V110L78 111ZM245 112V113H244ZM254 112V113H255ZM212 113V111H210V117H207L208 118V120H209V118H210V120L209 121H212L211 119H214L213 117V115L214 114H211ZM224 113V112H223ZM238 113V114H237ZM244 113V114H243ZM60 114V115H59ZM197 114V115H198ZM218 114H221V115H219V117H217V119L219 118V120H221V119H223V120H221L222 122L224 121V117H222L223 115H222V112H220V113H216L215 114V117H216V115H218ZM240 114V115H239ZM249 114V115H248ZM258 115H259V118L262 116L261 115V112L260 113H257ZM58 117V116H62L63 118L65 117L68 121H67V124L66 125H63V126H61L62 127V129H58V126H54V127H50L49 125H48V122L53 118V117ZM123 115L121 114L120 115V117L119 116H117V118H116V121L118 122V121H120L123 117H122ZM213 116V117H212ZM221 116V117H220ZM244 117V116H243ZM221 118V119H220ZM225 119H226V117H225ZM53 120V119H52ZM249 121H248V119L247 120H245L244 121V123H248ZM238 123V122H237ZM46 127V128H45ZM45 131H44V130ZM64 129H67V131H68V133L71 135H73L75 138H76V141H75V143L73 142V143H71L68 147H69V151H71V149H72V147H74L72 150H76V154H74V151L73 152H67V155L65 154V157L67 156L69 159H67V160H65L66 158L64 157V160H63V164L62 163H60V165L59 166H57L56 168H54V169H48L49 168V165L50 164H53V163H55V164H58V163H56L55 161H53V159L51 158V160H48V157L47 156H50V157H54V154H59V149H60V147H63L62 145V140L63 139H61V140H58V138L60 137V136H62L63 135V133H61V130H64ZM177 130H180V132H176V133H173V135H170L171 137L170 138H172L173 139V137H174V141L177 139V141H173L174 143L172 144V145H176V146H174V148L175 149H178V150H181L182 148H184L186 145H187V147H192L193 145H196V143H197V140H198V137H199V134H198V130H197V127L196 126H192V127H190V126H187V127H184V126H181V127H179V128H177ZM181 130H185V131H181ZM47 131V132H46ZM187 131V132H186ZM190 131V132H189ZM43 133V134H42ZM47 133H49V134H47ZM167 134V133H166ZM172 134V133H171ZM180 134V135H179ZM195 134V135H194ZM50 135L52 136V137H50ZM186 135H187V137H186ZM189 135H193L192 136V138L193 139H191V136H189ZM173 136V137H172ZM56 138V140L57 141H59V145H54V143L52 142V144H51V141L52 140H54L55 138ZM45 138V140L43 141V139ZM180 138V139H179ZM185 138V139H184ZM184 139V140H183ZM187 140V141H186ZM90 141V142H89ZM47 142V143H46ZM94 142V144H96L95 146H100V148H101V154H100V152H97V153H95V152H91L90 150H87V148H86V146L87 145H89L90 146V143H93ZM162 142H163V137L162 136H160L156 141H155V143H154V146H153V149L151 150V155H152V153L154 154L155 153V155H159V151H158V147L162 144ZM172 142V140H168L167 141V144L168 143H171ZM73 144H74V146H73ZM78 144V146H76ZM166 144V143H165ZM165 144L162 146V148H161V152L162 151H164V148H165ZM72 146V147H71ZM80 146V147H79ZM167 146V145H166ZM77 148V149H76ZM62 149V148H61ZM79 149V150H78ZM67 150V151H68ZM156 151H158V152H156ZM157 155V156H158ZM71 156V157H70ZM95 156V157H94ZM30 157V158H29ZM96 157H99V159H100V164H99V170H97L95 167H94V159L96 158ZM74 158V159H73ZM38 161L37 163H34V161ZM76 160V161H75ZM77 160H79V161H77ZM72 161H73V163H72ZM80 161H83V163L82 162H80ZM65 162V163H64ZM68 162V163H67ZM74 162H75V164H74ZM81 163V164H80ZM48 164V165H47ZM68 164V165H67ZM74 164V165H73ZM241 164H243V163H241ZM47 165V166H46ZM63 165V166H62ZM64 165H66V166H64ZM72 166H74V168L72 167ZM82 166H84V167H82ZM244 166V167H243ZM243 166H241V168L243 167V169L245 168V170L247 169V167L245 166V165H243ZM71 168V169H70ZM87 168L91 171V172H88L87 171ZM88 172V173H87ZM246 172L247 173H249V170L247 169L246 170ZM28 175V174H27ZM249 175H247V177H248ZM254 176V175H253ZM253 176H251V177H249V179H248V187H249V185H250V181L251 180H257V179H254V177ZM78 180V179H77ZM58 181H64V182H66V184H70V188L69 189H71L70 191H71V194H67V195H63V197L61 198L60 197V199H62L63 201H61L60 199H59V195L57 196L56 195V198L58 197V201H57V199L55 200V195H53V190L55 189V187H56V184H57V182ZM87 181H89V180H87ZM118 181V180H117ZM147 181V180H146ZM252 181V182H253ZM138 182V180H135L134 179V181H133V183L134 184H132V185H135L134 187H132V189H134V191L132 190L131 192L133 193V192H137V188L141 185H143V182L142 181H139V183H137ZM151 182H153V181H151ZM254 182H256V181H254ZM129 183V182H128ZM127 183V184H128ZM137 183V184H136ZM155 183V182H154ZM153 183V185L152 184H149V183H147L148 185H151V188H150V186L148 187V192H150V195H151V197H148L147 198V200L148 201H150V203H151V201L152 202H156V201H153V200H158V196L160 195V193H162L161 191H163L162 190V188L159 190V186L158 185H156L155 186V184ZM145 184V183H144ZM251 184H253V183H251ZM120 185H122V184H120ZM126 185V184H125ZM127 186H129V184L127 185ZM136 186H138V187H136ZM141 186H140V190L142 189L141 188ZM156 187H158V188H156ZM27 189V188H26ZM80 189H81V191H80ZM153 189L155 190V191H153ZM150 190V191H149ZM157 190H159V192L157 191ZM151 191L152 192H154L153 194L151 193ZM74 192H75V195H76V197L75 196H73L72 197V194H74ZM90 192V191H89ZM136 192L135 193H133L132 195H136V196H133V197H135V198H133V199H135V202L136 203H142L143 202V200L142 199H144L145 197L144 196H142V197H144V198H142L141 196H138L137 194H136ZM156 192H157V194H156ZM62 193V192H61ZM78 193V194H77ZM81 193V194H80ZM20 194V189L18 190V197H17V199H18V201L20 200V198H21V194ZM35 194H36V192H35ZM58 194V193H57ZM60 194V193H59ZM159 194V195H158ZM152 195H153V197H152ZM154 195L156 196V195H158V196H156V198L154 197ZM61 196V195H60ZM81 196V197H80ZM102 196H103V194H102ZM33 197L35 198V196L33 195ZM84 197V198H83ZM106 197L108 198V197H110V193H108V195L106 194ZM130 197H132V196H130ZM139 197H141V199L139 198ZM158 197V198H157ZM83 198V199H82ZM103 199L105 198V196L104 197H102ZM151 198H152V200H151ZM154 198V199H153ZM103 199H98V200H103ZM78 200V201H77ZM82 200H83V202H82ZM81 201V202H80ZM88 201V202H87ZM235 201H238L239 202V204L237 205V207H236V209L235 210H233L231 207H229L228 208V210H229V212H231V213H233V212H235V214L237 215V220H238V223H237V229H239L237 232H236V234H238L237 235V237H238V242H240L241 243V245H240V243L238 244V242H235V244L237 243V245H235V244H232V242H231V240H232V235H233V231H229L228 233H231V234H229V235H226V237H225V241H227V243H228V246L230 247V248H232V246H233V248H232V250L231 251H233L234 250V252H232V253H230L229 254V252H230V248H229V250L227 251V259H226V263L227 264H264V263H262V262H264V218H263V216L264 215H262V213L264 212V210H260L261 211V213H258V211L256 212V218H253V219H257V220H259L260 222H261V229H259L258 230V233H259V235H251V234H249L250 236H248L247 234H244V228H245V225L247 224L245 221L247 220L248 221V223L250 222V220H252V217H251V214L253 213H255V212H251L250 211V208H249V204L252 202V200H251V196H250V194H249V188H245V191H244V193L241 195V196H237L236 197V199H235ZM76 202V203H75ZM80 202V203H79ZM74 203V204H73ZM86 204H88L87 206H86ZM95 204H98V203H95ZM77 206V207H76ZM145 205H143V207H144ZM75 207V208H74ZM147 207H152V205H149V206H147ZM80 208V207H79ZM82 208V207H81ZM248 209H249V212H250V214H249V212H248ZM40 210V211H39ZM39 212V213H37V212ZM74 211H76V209L74 210ZM259 211V212H260ZM73 213V212H72ZM128 213H132L131 212V210L129 209L128 210ZM248 214V217L249 218H245V217H247L246 215ZM260 214V215H259ZM258 215H259V217H258ZM260 216H262V217H260ZM251 217V218H250ZM128 218V216H125V215H122V217H121V219L123 220V219H127ZM245 218V219H244ZM24 219H26V220H28L27 219V217H24ZM241 220H243V221H241ZM8 221V220H7ZM56 221H60V223L63 225H65V226H67V228H65V230L66 231H64L63 229H59V230H57V228L55 227L57 224H55V223H57ZM240 222H242L241 224H240ZM53 224H55V226H54V228H53ZM244 224V225H243ZM228 225H229V223H228ZM242 227H240V226ZM75 227V228H74ZM94 227V228H93ZM239 227V228H238ZM244 227V228H243ZM56 228V229H55ZM70 228V229H69ZM93 230H92V229ZM121 229H119V230H117V232L120 234L121 233V237L119 236V234L116 232V233H114L113 235L115 236V237H113L116 241L118 240V236H119V242H121V243H123L122 241H123V239L125 240H134L135 242H137V243H140V240H141V238L142 237H140V235H142L141 234V232H140V228H139V226L136 224V223H133V225H129V224H127L126 223V225H124V227H120ZM55 229V230H54ZM75 229V230H74ZM90 229V230H89ZM95 229V230H94ZM109 231H107V230ZM233 229V228H232ZM231 229V230H232ZM242 229V232L240 231ZM77 230V231H76ZM63 231V232H62ZM67 231H69V232H67ZM76 231V232H75ZM94 231V232H93ZM109 233H107V232ZM241 232V234H240V232ZM33 232V233H32ZM106 232V233H105ZM261 232V233H260ZM80 233V234H79ZM84 233V234H83ZM93 233V234H92ZM151 234H149V238L151 237L153 240H154V238H156V237H154L155 235H154V233H152V232H150ZM257 233V234H258ZM76 234V235H75ZM79 234V235H78ZM84 236H83V235ZM118 234V235H117ZM140 234V235H139ZM78 235V236H77ZM81 235V236H80ZM150 235H154L153 237L152 236H150ZM157 235V234H156ZM158 235H160V234H158ZM241 235V236H240ZM80 236V237H79ZM112 236V237H111ZM127 236V237H126ZM143 236V235H142ZM33 237V238H32ZM81 237H83L84 239H82ZM124 237H126V238H124ZM158 238L157 239H163V240H157V239H155L154 241L156 242V240H157V242H156V245L158 244V242L159 243H161V242H163V241H165L164 240V237H162V238H159V236H157ZM251 237V238H250ZM46 238V239H45ZM80 238V239H79ZM109 238V237H108ZM128 238V239H127ZM146 238H148V237H146ZM150 238V239H151ZM239 238L241 239V240H239ZM30 239V240H31ZM64 239L66 240V241H64ZM76 239V240H75ZM81 240V242L79 241V240ZM86 239L88 240V241H86ZM101 239H104V238H101ZM140 239V240H139ZM50 240V241H49ZM85 241V242H87V243H85V242H83V241ZM131 240V241H132ZM74 241H76V242H74ZM99 241H101L100 239H99ZM139 241V242H138ZM146 241H151V242H148V244H147V246H143L141 249L142 250H140V252H142V253H134V252H132V254L131 255H133L131 258H133V259H131L130 261L132 262V263H134V264H144L145 263V261L144 260H146L145 259V256H143V255H145V253H146V248L148 247V245L151 247L152 246V240H149V239H146ZM229 241V242H228ZM46 242V243H45ZM103 242V241H102ZM145 242V241H144ZM155 242H153V245H155ZM46 245H45V244ZM70 243H73V244H70ZM145 243H147V242H145ZM150 243V244H149ZM100 244H105V243H101L100 242ZM99 244V245H100ZM118 244V243H117ZM152 246V247H155V250H157V246ZM240 245V246H239ZM239 246V250H238V248H236V247H238ZM146 247V248H145ZM151 247V248H152ZM44 248H46V247H43V249H41L39 252H38V258H37V260H39L38 262H40L41 264L43 263L44 264V261H45V259L44 258H47L46 256H47V249H44ZM236 249V251H235V249ZM118 249H120V248H117L116 250L118 251ZM144 249V250H143ZM154 249V248H153ZM153 249H152V252H151V249H149L150 251H149V253L151 254H148V252H147V256L149 255V258L150 259H154V260H156L157 259V254H158V252H157V254H155L156 253V251L154 252L153 251ZM44 252H43V251ZM147 250H148V248H147ZM116 251V255L117 256H119V251L117 252ZM121 252L122 251H120V256H119V258H121ZM123 254V253H122ZM136 254V255H135ZM99 255V254H98ZM135 255V256H134ZM140 255H142L143 257H141ZM156 255V256H155ZM147 256H146V258H147ZM151 256V257H150ZM154 256H155V258H154ZM125 256L123 255V258H124ZM138 259V260H140V261H138L136 258ZM140 257V258H139ZM142 259H143V261H144V263H143V261H142ZM148 259V258H147ZM36 260V259H35ZM136 260V261H135ZM120 263L119 264H125L124 262H123V260H122V258L120 259ZM136 262H142V263H136ZM145 264H147V263H145ZM153 264H155L154 262H153Z\"/></svg>",
	"mask_w": 264,
	"mask_h": 264
},
{
	"label": "water",
	"instance_id": "water-1",
	"mask_svg": "<svg viewBox=\"0 0 264 264\" xmlns=\"http://www.w3.org/2000/svg\"><path fill=\"white\" fill-rule=\"evenodd\" d=\"M78 116H79V115L77 114V115H76V118H78ZM62 185H63V183H62ZM57 193H59V192H57ZM79 209H80V208H79ZM83 213H84V212H83ZM64 214H65V208H61L60 211H59V216H60V217H63ZM251 217H252V218H256V215L252 213V214H251ZM65 224H67V222H66ZM87 224H88V221H87V220H85V221H80V222H79V225H80V226H84V225H87ZM250 225L252 226L251 223L247 224V228L245 229V232H246L247 234L253 232V230L251 229ZM84 231H87L86 228H85V229H84V228L82 229V232H84ZM128 242H129V241H128Z\"/></svg>",
	"mask_w": 264,
	"mask_h": 264
},
{
	"label": "snow or ice",
	"instance_id": "snow-or-ice-1",
	"mask_svg": "<svg viewBox=\"0 0 264 264\" xmlns=\"http://www.w3.org/2000/svg\"><path fill=\"white\" fill-rule=\"evenodd\" d=\"M260 7H264V5H261ZM0 95H3V93H0Z\"/></svg>",
	"mask_w": 264,
	"mask_h": 264
}]
</instances>
